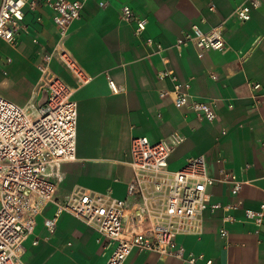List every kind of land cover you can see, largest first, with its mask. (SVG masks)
<instances>
[{"label":"crops","instance_id":"1","mask_svg":"<svg viewBox=\"0 0 264 264\" xmlns=\"http://www.w3.org/2000/svg\"><path fill=\"white\" fill-rule=\"evenodd\" d=\"M247 1L82 0L80 16L68 26L64 46L90 80L77 86L58 60L51 61L56 73L75 86L77 103L76 156L60 164L57 198L88 190L127 199L134 174L131 139L146 136L155 142L178 131L183 140L170 152L168 170L202 156L210 176L220 178L223 169L244 181L238 194L223 181L208 187L209 203L240 204L230 210L205 208L200 232L176 236L185 256L202 253L200 264L206 259L211 264H264V224L244 217V209H258L264 197V0H256L250 18L240 21L235 8ZM124 5L146 19L140 34L122 17ZM51 15L40 4L35 12L26 13L15 45L0 41L1 56L12 58L7 74L0 71L5 79L0 93L28 110H35L44 96L43 91L32 92L39 76L35 63L59 40ZM220 23L225 39L221 49L179 42L194 25L207 30ZM164 68L172 69L185 85L189 103H210L216 118L208 121L188 104L178 106L171 96H162V90L174 87L170 76L159 77ZM109 79L117 91L110 89ZM128 200L127 212L142 204L137 197ZM55 209L54 203H47L38 214L25 243V263L105 264L113 243L95 228L68 213L60 214L53 231L44 227V218ZM226 214L234 220L224 221ZM221 227L227 235L220 233ZM124 264L191 263L134 248Z\"/></svg>","mask_w":264,"mask_h":264},{"label":"built area","instance_id":"2","mask_svg":"<svg viewBox=\"0 0 264 264\" xmlns=\"http://www.w3.org/2000/svg\"><path fill=\"white\" fill-rule=\"evenodd\" d=\"M40 4L50 9L59 34L52 50L39 56L35 63L39 76L32 92L43 91V101L35 110H28L0 93V264H26L25 243L47 203L56 206L53 215L43 220L49 231L54 230L61 213H68L113 243L105 264H124L134 248L200 264L198 261L204 255L185 256V249L176 242V236L200 232L202 211L207 207L230 210L239 206V202L209 203L210 185L227 182L231 192L238 194L244 181L223 169L220 178L210 176L202 156L189 158L175 171L168 170V156L183 140L178 131H171L155 142L146 136L131 139L130 164L134 174L128 186V198L137 197L142 202L133 211L127 212L131 205L128 198L88 190L71 191L64 200L57 198L60 164L76 156L77 103L73 97L75 86L56 73L51 61L58 60L77 86L88 82L91 76L64 46L68 26L80 16L82 0H0V41L15 45L26 13L35 12ZM257 5L256 0L239 5L234 12L236 18L248 20L251 9ZM121 15L135 24L136 34L144 30L146 19L130 6H122ZM36 18L40 20L39 15ZM186 40L194 42L199 49H221L225 44L222 24L207 30L194 25L179 42ZM11 60L10 56L0 54L2 74H7L6 66ZM158 75L170 76L174 81L173 89L162 90V96H171L178 106L188 104L208 121L216 118L210 103L198 100L189 103L188 93L183 90L185 85L178 81L172 69L164 68ZM108 83L113 92L118 90L112 80ZM244 217L256 225L264 224V197L258 209L245 208ZM232 220L233 215L224 216V221ZM220 233L225 236L228 231L221 227ZM37 242L38 238L32 239L33 244ZM211 262L206 259L203 264Z\"/></svg>","mask_w":264,"mask_h":264},{"label":"rangeland","instance_id":"3","mask_svg":"<svg viewBox=\"0 0 264 264\" xmlns=\"http://www.w3.org/2000/svg\"><path fill=\"white\" fill-rule=\"evenodd\" d=\"M2 80H5L3 77H2V75L0 74V82L2 81Z\"/></svg>","mask_w":264,"mask_h":264}]
</instances>
